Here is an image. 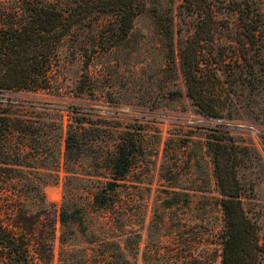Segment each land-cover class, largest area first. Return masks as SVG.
Here are the masks:
<instances>
[{
    "label": "rangeland",
    "instance_id": "obj_1",
    "mask_svg": "<svg viewBox=\"0 0 264 264\" xmlns=\"http://www.w3.org/2000/svg\"><path fill=\"white\" fill-rule=\"evenodd\" d=\"M206 1L215 32L205 47L228 90L218 117L201 114L184 92L178 47L196 16L181 0L171 4V52L159 25L147 15L136 17L132 30L114 44L100 36L99 24L83 20L57 45L49 89L10 92L26 108L45 102L62 114L63 123L73 113L116 130L132 123L142 145L123 179L119 204H85L82 224L62 226L56 219L51 264H63L67 255L78 257L81 247L100 264L109 263L101 259L103 253L137 264H220V194L211 161L219 132L227 145L233 143L241 202L264 245V0ZM146 5L160 8L167 2ZM245 12L263 32L253 45L239 34ZM57 173L56 180L43 185L56 205L64 179L61 164ZM79 194L87 203L85 186ZM82 225L87 230L79 233Z\"/></svg>",
    "mask_w": 264,
    "mask_h": 264
},
{
    "label": "trees",
    "instance_id": "obj_2",
    "mask_svg": "<svg viewBox=\"0 0 264 264\" xmlns=\"http://www.w3.org/2000/svg\"><path fill=\"white\" fill-rule=\"evenodd\" d=\"M147 1L0 0V264H51L56 219L62 226L82 224L85 204L114 208L122 201L123 179L142 151L132 123L116 130L83 113L69 114L63 123L62 114L45 102L26 108L10 92L49 89L57 45L72 25L83 20L99 24L100 36L114 44L132 30L136 17L147 15L159 25L171 52L173 0L160 8L147 6ZM181 2L196 16L178 47L184 92L201 114L218 117L228 90L205 47L214 38L213 10L206 0ZM258 24L252 23L249 12L241 17L239 34L251 45L263 34ZM213 142L211 161L222 219L220 264H259L264 245L241 202L233 143L227 145L221 132ZM60 164L64 179L56 205L46 198L43 185L56 180ZM84 186L87 203L79 200ZM86 230L82 225L77 231ZM101 256L107 264H137ZM63 264H100V260L81 247L78 257L67 255Z\"/></svg>",
    "mask_w": 264,
    "mask_h": 264
}]
</instances>
